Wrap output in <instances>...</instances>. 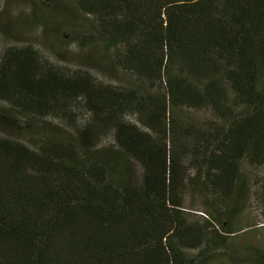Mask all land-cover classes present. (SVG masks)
<instances>
[{
    "label": "trees",
    "instance_id": "obj_1",
    "mask_svg": "<svg viewBox=\"0 0 264 264\" xmlns=\"http://www.w3.org/2000/svg\"><path fill=\"white\" fill-rule=\"evenodd\" d=\"M49 1L87 21L79 51L121 79L3 42L0 264L231 257L253 198L264 217V0ZM14 118L29 143L1 132Z\"/></svg>",
    "mask_w": 264,
    "mask_h": 264
},
{
    "label": "rangeland",
    "instance_id": "obj_2",
    "mask_svg": "<svg viewBox=\"0 0 264 264\" xmlns=\"http://www.w3.org/2000/svg\"><path fill=\"white\" fill-rule=\"evenodd\" d=\"M44 23L46 27L42 34L40 32ZM86 26L87 21L69 5L60 6L49 0H0V53L4 46L3 42H29L41 48L51 59H59L73 66L89 63L95 75L103 80L118 83L121 75L109 55L103 54L101 50L79 51V33L84 32ZM93 61L97 64L92 63ZM0 113L12 114L3 103H0ZM14 120L15 118L13 124ZM23 127L22 123H17L11 128L8 127L10 130L2 129L1 132L29 143L30 137L23 132ZM52 127L58 130L55 124L51 122L49 124L47 120L32 122V128L35 130L45 131L53 129ZM107 142V138L102 139L103 144L107 145ZM259 173L264 174V168ZM253 191L255 193L256 189ZM194 196H197V193ZM184 203L190 215L201 214L200 211L189 209L190 205L197 203L192 195L185 194ZM197 206L201 207L199 203ZM240 222L243 225H252V228L232 237L230 240L232 256L223 254L220 259L217 257L215 264H260L259 255H264V217L256 198L250 201Z\"/></svg>",
    "mask_w": 264,
    "mask_h": 264
}]
</instances>
